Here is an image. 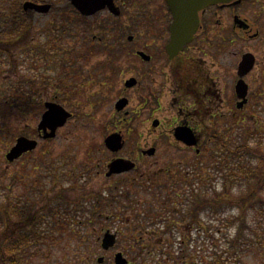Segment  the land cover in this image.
Masks as SVG:
<instances>
[{
	"label": "flooded vegetation",
	"instance_id": "flooded-vegetation-1",
	"mask_svg": "<svg viewBox=\"0 0 264 264\" xmlns=\"http://www.w3.org/2000/svg\"><path fill=\"white\" fill-rule=\"evenodd\" d=\"M74 10L77 68L57 73L56 64L47 61L44 77L33 89L42 96L43 89L59 91L40 104L41 119L47 103L67 109L60 102L71 90L78 109L82 101L92 107L94 116L106 109L112 112L103 142L110 154L99 157L92 151L69 169L77 174V186L80 177L103 173L112 180L106 188L111 203L120 202L130 212L127 225L134 211L140 213L138 217L151 215L147 217L151 221L140 225L136 239L184 241L195 231L197 239L208 237L209 217L203 215L209 209L210 154L202 147L224 137L226 124L235 131L247 116L253 119L258 104L264 103V0H111L89 14L78 6ZM174 29L180 33L173 40ZM183 39L187 40L180 49L169 51ZM54 53L50 50L48 57ZM246 54L254 62L241 76ZM242 80L247 86L243 106L237 89ZM121 100L124 104L119 108ZM78 109L70 111L69 121L79 117ZM138 117L141 131L136 134L131 126ZM38 126L34 137L26 135L37 140V148L41 143L48 147L62 129L44 138ZM114 133L122 137L118 151L106 144ZM185 134H191L197 145L188 146L179 139ZM130 141L150 146L123 152ZM162 143L182 146L186 152H160ZM93 161L97 162L94 169ZM116 161L126 168L112 169ZM97 201L102 202L100 195ZM91 203L94 198L90 202L77 198V207ZM114 234L118 239V233Z\"/></svg>",
	"mask_w": 264,
	"mask_h": 264
},
{
	"label": "rangeland",
	"instance_id": "rangeland-1",
	"mask_svg": "<svg viewBox=\"0 0 264 264\" xmlns=\"http://www.w3.org/2000/svg\"><path fill=\"white\" fill-rule=\"evenodd\" d=\"M32 1L34 2V0ZM37 3H50L53 8L48 13L34 15L35 29L33 31L35 34H45L46 29L43 30V27L47 25L48 21L54 20V17H65L67 21L75 23V10L69 0H37ZM70 33L65 37L61 54L56 55V52L51 57L47 56V61L50 64H56L54 67L57 73H69L77 68L75 53L77 51V32L71 30ZM46 38L48 37H44L43 42H47ZM17 50L15 49L14 52ZM46 51V53H50V50ZM60 57L64 58L65 62ZM99 59V57L94 58L87 65L93 67ZM41 65V73L38 75V79L44 77L46 70L44 67L47 66V62L45 61ZM34 74L33 76H35ZM6 77L1 78L0 85L4 84L3 79ZM10 79L19 81L16 76H10ZM71 91L65 92L60 103L74 113L78 109L77 96L74 97V93ZM57 92H59L58 88L55 87H50L49 90L43 89V96L37 95L31 100L32 107L19 109L9 106L10 104L0 103V175L2 176L0 204H3L7 193H10L14 202L20 201L22 203L19 206L20 209L24 204L27 208L26 213L31 218L38 214L39 216L43 215L44 210H46L44 214L46 223L40 229V232L46 230L43 234L46 237L39 244L32 246L37 252H35V258L31 264H65V261L72 263L80 244L81 246L84 244L83 252L93 255L94 263L90 264H100V258H104V262L101 264H115L114 258L118 252L123 253L131 264H213L217 255H222L220 262L225 263L226 261V264H264V217L257 219L253 212H250L246 217L248 227L242 231L245 237L242 245L238 249H227L229 247L227 241H231L239 232L241 222L236 223L233 218L240 216L241 210L239 212L232 205L223 203L222 200L225 195L222 196V200L216 202L213 208L208 209V214L203 215L209 217L210 233L208 237L197 239L196 236L199 233L195 231L192 238L184 241L176 239L139 240L136 238L141 232L140 225L143 222L151 221L147 218L151 215L138 217L140 213L134 211L133 216L135 217H133L132 223L127 225L125 219H130V212H126L120 202L112 204L108 198L106 188L112 180L105 177L103 173L98 175L94 171L95 174L91 176L80 177V184L77 186V174H74L73 171L70 172L69 169H74L75 165L84 162V158L92 151H96L99 157L110 154V151L103 146L104 138L107 136L105 134L106 128L109 126L112 116L110 109L99 111L94 116L92 107L87 104L84 105L81 101L80 109H78L79 117L73 116L58 131L57 138L49 143L48 147L41 143L36 150L21 159H17L18 161L9 162L6 159V154L16 139L21 134L30 138L35 136L34 133H36L44 111L43 109L39 111L40 104ZM4 100L10 101V98H4ZM263 104L262 100L258 104V106L260 105L257 109L260 112L259 115L255 114L253 119L247 116L242 121L241 126L235 129L233 132L235 137L239 138L244 129L253 127L257 120L264 121ZM139 120V117L136 118L131 126L136 134L141 131L140 126H137ZM229 128L226 124V132ZM108 129L113 130V127ZM140 145L143 147L150 146V144ZM140 145L131 141L127 142L123 152H130ZM97 146L102 148V151L97 150ZM158 150L177 154L186 152L182 146L168 143L160 144ZM202 150L211 154L215 150V144H204ZM210 161L209 173L210 176L214 177L213 168L216 169L217 164H214L213 159ZM92 164L94 169L97 162L93 161ZM214 186L221 192L223 186L220 183H216ZM185 193L188 194V192ZM91 195L95 197H91ZM97 195H100L102 202L97 201L95 203ZM213 195L211 193L210 198ZM77 198L86 202H90L94 198V204H84L83 207H77ZM50 207L52 208L49 212ZM153 209L154 207H151L150 211ZM183 209L185 210V207ZM228 216H233V218L227 221L226 217ZM258 221L259 223H257ZM35 222H31L32 225ZM254 228H258L261 237V242H258L257 245L252 242L257 237L256 233L251 232ZM107 230L112 233L117 232L118 239L114 247L105 250L101 245V239ZM225 250H231V253L226 255L227 253L224 254ZM233 253L236 257L233 256ZM170 254L174 257L171 258Z\"/></svg>",
	"mask_w": 264,
	"mask_h": 264
},
{
	"label": "trees",
	"instance_id": "trees-1",
	"mask_svg": "<svg viewBox=\"0 0 264 264\" xmlns=\"http://www.w3.org/2000/svg\"><path fill=\"white\" fill-rule=\"evenodd\" d=\"M24 1L26 0H0V80L7 76L3 79L4 84L0 85V103L19 109L32 107L31 100L37 95L40 96L33 86L39 82L41 64L47 62L49 53H46V50L55 51L56 55H60L61 42L65 40V34L74 31L75 25L65 17H54V20L48 21L43 27L47 33L37 35L33 31L36 13L25 11L22 7ZM43 36L48 37L47 42H43ZM15 49L18 50L14 52ZM60 59L65 62L64 58ZM37 69L39 71H36ZM10 76L18 77L19 81L10 79ZM3 97L10 98V101L4 100ZM233 132L234 128L228 129L224 137L212 143L215 144V150L211 152L210 160L213 159L217 168H213L214 177L209 176L208 191L209 208H213L225 195L223 203L232 205L239 212L241 210L240 216L226 217L227 221L233 218L234 222H241L239 232L231 241H227V249L232 250L238 249L243 243L245 237L242 231L248 227L247 215L253 212L257 219L264 217V121L257 120L253 127L245 128L239 138L235 137ZM1 178L0 175V184ZM216 183L223 186L221 192L215 189ZM211 193L214 194L212 198ZM21 204L20 201L14 202L10 193H7L3 204H0V264H31L37 252L32 246L39 244L46 237L43 235L46 230L40 232L46 223V210L43 215L38 214L36 218H31L26 213L24 204L19 208ZM31 222L35 223L32 225ZM251 232L256 233V240L252 242L257 245L261 242L258 228L252 229ZM83 245L80 244V248L75 252L73 262L65 261V264L94 263L93 255L83 252ZM230 253L231 250L224 251L226 255ZM221 256L217 255L213 264H226V261L220 262Z\"/></svg>",
	"mask_w": 264,
	"mask_h": 264
},
{
	"label": "water",
	"instance_id": "water-1",
	"mask_svg": "<svg viewBox=\"0 0 264 264\" xmlns=\"http://www.w3.org/2000/svg\"><path fill=\"white\" fill-rule=\"evenodd\" d=\"M73 6L77 8L80 7L82 9V12L89 14L91 12H94L96 9H98V6L103 2H111V0H70ZM99 4V5H98ZM52 5L47 3H36L33 1H26L23 4V8L25 11L28 10H34L38 13H48L51 10ZM179 29H174V36L173 40L175 38L176 34H179ZM187 39H183V41H179L178 46L175 44L169 48V51L172 50H178L182 46V42H185ZM253 56L251 54H246L243 57V60L240 65V74L241 76L248 73L252 66H253ZM238 92H239V98L242 99L241 106H243L247 102V86L244 84V81L238 83L237 86ZM124 100H121L118 102L119 105H123ZM47 111L43 114L42 119L39 123L38 129L41 131H44V138H52L56 135V131L58 128L63 127L67 121L71 118L72 114L67 109H65L63 106L56 104V103H47L46 104ZM120 108V107H119ZM47 128L51 130L50 133H47ZM186 135V137H185ZM183 137L179 138L180 140H183L188 146H195L197 145L196 139H193L191 137V134H185ZM107 146L112 151H118L120 148H122V137L121 134L114 133L108 136L106 140ZM38 146V142L35 139H30L26 136H21L17 139L16 144L11 147L9 152L6 154V159L9 162H14L15 160L19 159L24 153H27L29 151H32L36 149ZM116 167L117 170H120V168L124 169L125 166L121 165L120 161H116L112 164V169ZM116 235L111 233L110 231L106 232L103 239H102V247L105 250H108L115 246L116 244ZM104 258L99 259V263H103ZM115 264H128L127 258L124 257L123 253L118 252L115 255Z\"/></svg>",
	"mask_w": 264,
	"mask_h": 264
}]
</instances>
